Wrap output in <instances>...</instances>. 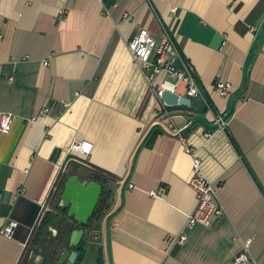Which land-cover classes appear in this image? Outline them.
Segmentation results:
<instances>
[{
  "label": "crops",
  "instance_id": "crops-1",
  "mask_svg": "<svg viewBox=\"0 0 264 264\" xmlns=\"http://www.w3.org/2000/svg\"><path fill=\"white\" fill-rule=\"evenodd\" d=\"M143 29L174 43L178 71L193 69L191 105L162 109L129 48ZM4 113L15 119L0 133V264H30L29 251L58 235L41 236V225L63 182L91 172L114 189L98 232L105 264H234L244 254L264 264V0H0ZM75 143L91 153H70ZM195 157L225 214L189 229Z\"/></svg>",
  "mask_w": 264,
  "mask_h": 264
},
{
  "label": "built area",
  "instance_id": "built-area-1",
  "mask_svg": "<svg viewBox=\"0 0 264 264\" xmlns=\"http://www.w3.org/2000/svg\"><path fill=\"white\" fill-rule=\"evenodd\" d=\"M129 48L134 61L146 73L147 81L154 88L160 105L166 112L168 106L163 101V95L165 91L175 92L179 82L184 81L189 85L187 98L191 99L200 95V91L192 75L193 69L190 66L185 67L183 71H178L175 68L173 58L178 53L174 43L170 39L158 45L151 33L143 29L132 39ZM162 73L175 78L177 81L175 83L164 81L157 84V76ZM216 91L222 97H230L233 93V85L231 83H218ZM14 119V116L9 113L1 115L0 133L2 135H7L12 131ZM219 124L221 127H224L226 123L220 120ZM69 152L88 156L91 153V145L87 143H75ZM188 153L193 155L194 151L188 149ZM190 186L196 193L197 207L188 217L187 228L192 229L197 225L211 227L215 220L223 218L225 213L223 207L216 200V190L203 170L202 161L197 157H195L194 176L190 182ZM150 194L154 198H162L166 194V188H161L159 191H151ZM17 226V223H11L1 233L7 237H12ZM186 240L187 236L184 235L179 242L184 243ZM250 262L251 260L248 255L244 254L239 256L234 264H248Z\"/></svg>",
  "mask_w": 264,
  "mask_h": 264
},
{
  "label": "trees",
  "instance_id": "trees-1",
  "mask_svg": "<svg viewBox=\"0 0 264 264\" xmlns=\"http://www.w3.org/2000/svg\"><path fill=\"white\" fill-rule=\"evenodd\" d=\"M88 178L91 181H96L102 185L103 192L89 225L85 227V237L79 246L74 248L70 247V237L73 231L79 229L80 226L74 221L73 217H69L68 210L60 205L61 198L59 196L55 210L53 213H48L44 217L41 225V236H44L46 232L49 233V229L51 227L57 229L58 235L56 237H51L52 239L50 240L48 239L49 241H41L43 245L35 246L39 255H41L44 259V264H58L60 257L66 248H68L71 252H78L79 257L75 264H89L90 259L94 260L93 264H105V248L101 245V243L99 244L100 246L96 247V244L90 238H92L91 233L93 231L100 233L99 224L104 221L107 222L108 218L114 214V189L110 185L109 179L105 177L103 172H91ZM65 183L66 182H63V189L65 188ZM92 222L95 223L94 230L91 228L93 225ZM90 228L92 230L91 232H89ZM90 252H93V254L91 255Z\"/></svg>",
  "mask_w": 264,
  "mask_h": 264
},
{
  "label": "water",
  "instance_id": "water-1",
  "mask_svg": "<svg viewBox=\"0 0 264 264\" xmlns=\"http://www.w3.org/2000/svg\"><path fill=\"white\" fill-rule=\"evenodd\" d=\"M223 40L222 36H217L214 48H219L223 44ZM163 101L167 106H189L192 102L191 99L171 91H165ZM102 192V185L96 181L82 180L78 175L68 178L61 196V206L68 210L69 217H73L80 226L79 229L73 231L70 237L71 248L79 246L85 237V227L89 225L96 211ZM78 257V252H71L66 248L58 264H75Z\"/></svg>",
  "mask_w": 264,
  "mask_h": 264
},
{
  "label": "rangeland",
  "instance_id": "rangeland-1",
  "mask_svg": "<svg viewBox=\"0 0 264 264\" xmlns=\"http://www.w3.org/2000/svg\"><path fill=\"white\" fill-rule=\"evenodd\" d=\"M55 205H57V203H55ZM53 207H54V204L52 205ZM101 222V221H100ZM92 226H91V228L94 230V225H95V223L94 222H92ZM98 224V223H97ZM101 224V225H100ZM99 224V229H100V232H101V230H103V226H104V224L101 222ZM91 228L89 229L90 231L89 232H91L92 230H91ZM93 234H91V240L96 244L95 246L97 247V246H100L99 244L101 243V239H99L98 238V232H96V231H93L92 232ZM54 234V233H53ZM90 254L92 255L93 254V252H90ZM28 261L30 262V264H42V262L44 261V259L42 258V257H40L39 256V252L38 251H36V250H34V248L33 249H31L30 251H29V253H28ZM104 258H106L105 256H104ZM94 263V260L93 259H90V261H89V264H93Z\"/></svg>",
  "mask_w": 264,
  "mask_h": 264
}]
</instances>
